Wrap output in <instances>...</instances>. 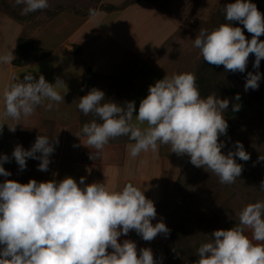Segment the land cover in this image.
Here are the masks:
<instances>
[{
	"label": "clouds",
	"instance_id": "clouds-1",
	"mask_svg": "<svg viewBox=\"0 0 264 264\" xmlns=\"http://www.w3.org/2000/svg\"><path fill=\"white\" fill-rule=\"evenodd\" d=\"M15 4L23 6L21 15L50 7L49 0H15ZM89 12L93 17L96 14L93 9ZM223 13L227 22L210 31L200 28L193 47L204 62L222 65L232 73H244L250 54H254L256 71L247 72L244 89L257 90L264 59V40L259 39L264 35V14L251 0L228 3ZM233 22L243 25L251 39ZM14 59L12 51L0 55L2 64ZM12 81L4 87L2 119L19 121L38 107L51 110L54 104L64 103L67 91L62 95L58 89L67 86L59 77L52 84L43 75L36 79L29 72L23 80L13 76ZM235 100H240L239 94ZM78 101L79 111L85 116L93 114L100 121L93 119L81 129L86 147L97 153L121 136L133 141L127 146L132 158L148 151L157 154L161 146H170L172 153L187 155L192 165L215 174L221 184L228 185L235 183L243 171L236 158L245 162L251 158L240 141L235 142L234 150L222 152L225 142L219 138L227 135L229 125L223 113L230 100L215 93L202 97L191 72L166 74L150 85L136 115L134 101L119 104L109 99L102 103L105 93L95 87ZM240 107L235 103L232 110L239 111ZM4 124L0 123V133ZM16 125H8L9 131L15 132ZM58 143L57 136L50 139L38 135L30 149L17 144L11 155L20 170L26 169V161L31 158L40 161L39 171L46 172ZM258 160L264 161V155ZM8 162V155H0V176L11 175L3 166ZM85 179L81 177L79 183L71 176L40 182H0V264H156L150 247L138 249L131 239L119 242L130 231L146 242L170 234L163 220L152 223L157 211L145 190L131 182L118 191L110 190L105 183L88 184ZM259 187L264 191V180ZM238 218L239 223L233 227L208 235V241L198 247V259L193 264H264V201L245 205ZM246 231L251 232L250 238Z\"/></svg>",
	"mask_w": 264,
	"mask_h": 264
},
{
	"label": "crops",
	"instance_id": "crops-1",
	"mask_svg": "<svg viewBox=\"0 0 264 264\" xmlns=\"http://www.w3.org/2000/svg\"><path fill=\"white\" fill-rule=\"evenodd\" d=\"M104 2L109 4L106 0ZM146 7L163 17L156 31L158 33L162 29V39L159 34L160 39L156 35L145 38V33L139 30L138 21L126 20L128 15ZM78 8L40 13L31 17L25 25L0 12V55L12 51L16 59L17 42L24 35L25 26L37 21L43 25L30 30L29 38L36 49L49 52L46 58L25 67H16L15 59L9 64L0 63V113L4 111V87L13 82V76L23 80L24 75L31 72L36 79L43 75L52 84L59 77L67 86L58 89L62 95L67 91L64 103L54 104L51 110L38 107L31 116L21 117L19 121L0 118V123H6L0 133V155L10 157V162L3 166L11 173L8 177L0 176V182L5 179L20 183H27L30 179L40 182L71 176L79 183V179L85 177V183H105L110 190L116 191L131 182L145 190V196L153 200L156 207L172 193L190 158L172 153L170 146H161L157 154L148 151L132 158L127 146L133 141L127 136L110 140L103 151L97 153L95 149L86 147V137L81 132L82 112L78 110L77 103L83 96L85 75L92 72L98 78L93 86L105 93L102 103L109 99L119 104L134 101V115L138 114L139 103L148 95L150 85L163 79L166 74L187 72L180 67L172 71L169 66L172 62L177 66V60L172 56V38L180 29L172 34L170 6L164 9L141 1L123 12L110 14L97 11L94 17L81 14ZM90 118L100 122L94 115H90ZM7 124H17L15 132L9 131ZM77 134H80L79 138L75 136ZM38 135L50 139L57 136L59 141L50 157L48 171H39L40 161L31 158L26 161V169L20 170L11 155L14 147L20 144L24 149H30ZM161 220L165 223L164 218L157 214L152 223ZM245 234L251 237L250 231ZM163 236L158 235L153 241L146 242L135 231H130L127 236H121L119 242L131 239L138 249L150 247L155 256Z\"/></svg>",
	"mask_w": 264,
	"mask_h": 264
},
{
	"label": "trees",
	"instance_id": "trees-1",
	"mask_svg": "<svg viewBox=\"0 0 264 264\" xmlns=\"http://www.w3.org/2000/svg\"><path fill=\"white\" fill-rule=\"evenodd\" d=\"M141 1L155 6L160 2V0H126L119 6H113L105 3L104 0H49L50 7L33 12L32 17L39 16L40 13H52L51 11H56L53 13L67 11L78 6L80 9L83 8V3L87 6H84L85 9H88L90 3L92 8L89 10L111 14L123 12ZM251 2L255 3L258 10L264 14V0H251ZM10 4L9 0H0V12L24 24L22 16L15 12ZM165 6L167 7V4ZM38 25L43 23L37 21L35 24L25 26L24 35L17 42V57L14 61L16 67H25L49 55V52L36 49L29 38V31ZM233 26L241 27L246 38L251 39V34L243 28V25L233 22ZM200 28L198 27V31ZM181 69L186 71V66H181ZM96 77L92 72L86 73L83 95L94 87V80L98 79ZM232 79V72H226L222 65H210L201 59L196 77L201 96L206 98L215 93L221 99L230 100L228 110L223 113L229 125L227 135L219 138L225 142L226 151L224 150L223 153L227 154L229 150H234L233 145L236 141H240L251 158L246 162L236 158L237 163L243 165V171L235 183L230 185L221 184L215 174L195 167L190 163V159L188 160L170 197L156 206L157 214L164 218L170 229V234L167 237L163 236L162 239L164 264H193L198 259L196 255L198 247L208 241L209 234L239 221L238 213L245 205L264 201V191L259 187L260 182L264 180V161L258 160L259 156L264 155V130L257 129V136L254 132L251 135L246 132L249 130L253 104L245 98L239 85ZM236 94L240 95L239 101L235 100ZM235 103H239L241 107L239 111L234 112L232 109ZM90 115L93 114L85 117L82 113L81 126L91 120Z\"/></svg>",
	"mask_w": 264,
	"mask_h": 264
},
{
	"label": "rangeland",
	"instance_id": "rangeland-1",
	"mask_svg": "<svg viewBox=\"0 0 264 264\" xmlns=\"http://www.w3.org/2000/svg\"><path fill=\"white\" fill-rule=\"evenodd\" d=\"M109 4L119 5L125 0H106ZM170 0H160V7H164V9H168L170 6V10L172 11V34L180 29L177 35L172 40V56L177 60V66L175 62H172L169 66L172 68V71L181 68L182 66H186L187 72L194 73L196 77H198V68L199 63L202 57L198 54V49L193 47V40L198 34V27L206 28L209 31L213 28L218 27L222 23H226L223 13V7L228 3H234V0H171V5L169 4ZM11 3L10 6L15 12L20 14L21 19L24 24L31 17L32 13L28 15H21V10L23 6H17L15 4V0H9ZM167 4V7L165 6ZM86 6L83 3V8L80 7L79 12L83 15L90 14L89 8H92L91 4L88 3V9L84 8ZM87 7V6H86ZM166 7V8H165ZM82 8V10H81ZM147 8V7H146ZM144 9V8H143ZM117 18V17H115ZM127 21H138L139 22V30L145 33V38H149L151 35H156L158 39L161 36V39L164 37L162 29L160 32H156L157 26H159L160 22H162L163 17L159 16L154 9L148 7L147 9H139L134 13L128 15L126 18ZM179 21L174 23L173 21ZM28 23V22H27ZM178 24V27H177ZM143 25V26H142ZM197 27V28H194ZM259 39L264 40V35H262ZM183 60H182V59ZM182 60V61H181ZM255 60L254 54H250L249 62L244 73H232L233 79L232 81L239 85L241 92L245 96V98L252 102L253 109L250 115V123L249 130L246 132L253 133L257 136V129L264 130V59L261 60L259 71L262 74L260 80V86L257 90L245 91L244 84L246 82L245 77L247 72H255L256 70L253 68V63ZM259 135V134H258ZM226 151L225 147L222 149ZM172 194V193H171ZM170 194V195H171ZM170 195L167 197L169 198ZM165 198L163 201H165ZM162 201V202H163ZM238 223H232L225 229H228L232 225ZM133 239V238H132ZM163 247V242H162ZM111 251V249H109Z\"/></svg>",
	"mask_w": 264,
	"mask_h": 264
},
{
	"label": "built area",
	"instance_id": "built-area-1",
	"mask_svg": "<svg viewBox=\"0 0 264 264\" xmlns=\"http://www.w3.org/2000/svg\"><path fill=\"white\" fill-rule=\"evenodd\" d=\"M154 259L156 260V264H164L165 263V258L162 252L156 253L154 256Z\"/></svg>",
	"mask_w": 264,
	"mask_h": 264
},
{
	"label": "water",
	"instance_id": "water-1",
	"mask_svg": "<svg viewBox=\"0 0 264 264\" xmlns=\"http://www.w3.org/2000/svg\"><path fill=\"white\" fill-rule=\"evenodd\" d=\"M159 246H160L159 252H162V244H160Z\"/></svg>",
	"mask_w": 264,
	"mask_h": 264
}]
</instances>
